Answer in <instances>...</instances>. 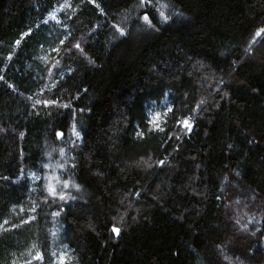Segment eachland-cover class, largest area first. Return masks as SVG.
Masks as SVG:
<instances>
[{
    "label": "trees",
    "instance_id": "16d2710c",
    "mask_svg": "<svg viewBox=\"0 0 264 264\" xmlns=\"http://www.w3.org/2000/svg\"><path fill=\"white\" fill-rule=\"evenodd\" d=\"M0 264H264V0H0Z\"/></svg>",
    "mask_w": 264,
    "mask_h": 264
},
{
    "label": "rangeland",
    "instance_id": "374dc122",
    "mask_svg": "<svg viewBox=\"0 0 264 264\" xmlns=\"http://www.w3.org/2000/svg\"><path fill=\"white\" fill-rule=\"evenodd\" d=\"M258 33V32H257ZM256 36V33L254 34ZM254 36L251 38V40L254 38ZM45 51V50H43ZM47 57L46 51L41 52L40 58L41 60H45ZM157 115L152 116L153 119L156 118ZM185 126H188L187 123H185ZM73 130L75 131L74 127ZM63 135L61 134V137ZM62 155H60V158ZM64 158V157H63ZM53 161L47 162L44 167L42 172H34L29 174V178L33 181L36 182L38 180H42L44 183V186L46 188V191L51 195V196H56V197H64V193L68 191L70 185L63 179L64 174L62 172V167L56 162L52 163Z\"/></svg>",
    "mask_w": 264,
    "mask_h": 264
},
{
    "label": "snow or ice",
    "instance_id": "6c2138e0",
    "mask_svg": "<svg viewBox=\"0 0 264 264\" xmlns=\"http://www.w3.org/2000/svg\"><path fill=\"white\" fill-rule=\"evenodd\" d=\"M162 15H163V14H162ZM144 19H145V21H148V17H147V16H145ZM257 35H259V33H257ZM113 232H115V233L118 234V233H119V229L113 227Z\"/></svg>",
    "mask_w": 264,
    "mask_h": 264
}]
</instances>
